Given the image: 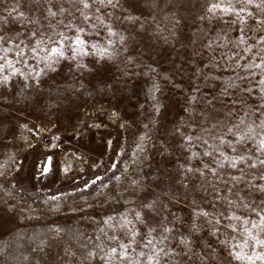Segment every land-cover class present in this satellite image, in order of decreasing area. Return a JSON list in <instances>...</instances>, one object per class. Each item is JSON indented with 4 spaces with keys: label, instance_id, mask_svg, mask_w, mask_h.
Instances as JSON below:
<instances>
[{
    "label": "rangeland",
    "instance_id": "1",
    "mask_svg": "<svg viewBox=\"0 0 264 264\" xmlns=\"http://www.w3.org/2000/svg\"><path fill=\"white\" fill-rule=\"evenodd\" d=\"M0 64V264H264L262 0H0Z\"/></svg>",
    "mask_w": 264,
    "mask_h": 264
},
{
    "label": "snow or ice",
    "instance_id": "2",
    "mask_svg": "<svg viewBox=\"0 0 264 264\" xmlns=\"http://www.w3.org/2000/svg\"><path fill=\"white\" fill-rule=\"evenodd\" d=\"M249 2H251V0H249ZM262 2H264V0H262ZM84 6H85V7H88L89 5L85 2V5H84ZM217 7H220V5H218V4H213V5H212V8H217ZM53 15H54V13H53ZM85 18L87 19V17H85ZM79 31H83V29H80ZM33 35L35 36V33H33ZM75 42H76V43H81V44L83 43V41H81V39H80L79 36L76 37ZM8 43H11V41H9ZM36 43H37V45H40V44L42 43V41L37 40ZM60 43L62 44L63 41H61ZM109 43H111V41H109ZM45 51H48V50H45ZM31 52H32V53H36V54L38 55V50H37L36 47H33V48L31 49ZM49 54H50V55H63L64 53H63V51H62V49H61L60 47H58V46H53V47H51V49H50V53H49ZM17 55H24V54H23L21 51H18V52H17ZM5 63H7L8 66L12 68V71H13V72H17V71H19L18 69H16L15 67L12 66V62H11V61H5ZM256 66L259 67L260 65H256ZM3 68H4V65H3V64H0V70H3ZM235 135H236V136L239 138V140H241V141H243V140L246 139V137H245L243 134H241L239 131H237V132L235 133ZM187 139L190 140L191 137H187ZM220 139H221V142H223V137H221ZM257 150H258V151H264V139H261V140H260V146H259V148H258ZM233 151H235V149H233ZM206 155H209V153H206ZM244 158H245L244 156H239V157H238V159L241 160V161H243ZM258 163H260V164H264V160H259ZM252 166H253V167L255 166V162L253 163ZM231 167H233V168L236 167V163H235V161L232 162ZM212 171L215 172V169H212ZM97 179H99V177H98ZM261 179H264V177H261ZM87 186H88V185L85 184V187H87ZM135 215H136L137 218H139L141 214H140V212L138 211V212L135 213ZM260 226H261L262 228H264V217H261V218H260ZM246 231H247V230H246ZM253 239H254L255 244H256L257 246H264V239H261V238H259V237H257V236H254ZM245 246H247L246 243H245ZM113 251H115V249H113ZM125 254H126V253H125ZM234 254H235V256H236L237 259L246 258V259H248L250 262L253 261V257H252V256H246V255H245V256H242L239 252H236V253H234ZM255 258H256V259H259V260H264V252H261V253H255ZM149 259L152 260V259H154V257H151V256H150Z\"/></svg>",
    "mask_w": 264,
    "mask_h": 264
}]
</instances>
